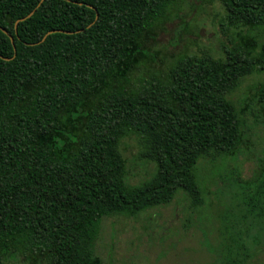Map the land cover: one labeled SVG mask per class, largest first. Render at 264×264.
<instances>
[{
	"label": "trees",
	"instance_id": "1",
	"mask_svg": "<svg viewBox=\"0 0 264 264\" xmlns=\"http://www.w3.org/2000/svg\"><path fill=\"white\" fill-rule=\"evenodd\" d=\"M179 1L0 0V264H102L103 217L178 190L201 204L198 161L240 151L230 95L264 74V0H208L223 7L229 45L132 82L145 38ZM257 97L264 107V81ZM131 131L154 165L137 184L119 149ZM245 184L247 212L263 216L264 169Z\"/></svg>",
	"mask_w": 264,
	"mask_h": 264
},
{
	"label": "rangeland",
	"instance_id": "2",
	"mask_svg": "<svg viewBox=\"0 0 264 264\" xmlns=\"http://www.w3.org/2000/svg\"><path fill=\"white\" fill-rule=\"evenodd\" d=\"M167 11L145 38L148 55L133 72L134 83L182 54L219 53L230 43L233 31L220 3L181 0ZM259 40L264 42V32ZM263 81L264 74L246 75L230 95L244 123L243 143L234 156L198 161L202 203L178 190L169 203L103 217L95 244L102 264H264V215L247 212L244 195L251 185L241 187L264 169V107L257 97ZM142 137L131 131L119 143L131 184L154 171ZM7 264L27 263L18 256Z\"/></svg>",
	"mask_w": 264,
	"mask_h": 264
},
{
	"label": "water",
	"instance_id": "3",
	"mask_svg": "<svg viewBox=\"0 0 264 264\" xmlns=\"http://www.w3.org/2000/svg\"><path fill=\"white\" fill-rule=\"evenodd\" d=\"M42 1V0H41ZM40 4V3H39ZM38 4V5H39ZM33 13V10L27 15V16H24V17H22V18H20V20H24L26 17H28V16H30L31 14ZM97 13H96V16H95V19L97 18ZM52 31H54V30H50V31H48L47 33H45L44 35H43V37L41 38V40L40 41H43L44 39H45V37L50 33V32H52Z\"/></svg>",
	"mask_w": 264,
	"mask_h": 264
}]
</instances>
